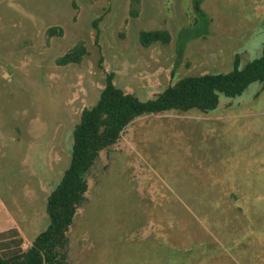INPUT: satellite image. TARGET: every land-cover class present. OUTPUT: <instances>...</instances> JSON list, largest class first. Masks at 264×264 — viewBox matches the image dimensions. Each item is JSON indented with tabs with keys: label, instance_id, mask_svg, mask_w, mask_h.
<instances>
[{
	"label": "rangeland",
	"instance_id": "374dc122",
	"mask_svg": "<svg viewBox=\"0 0 264 264\" xmlns=\"http://www.w3.org/2000/svg\"><path fill=\"white\" fill-rule=\"evenodd\" d=\"M152 30L171 42L143 47ZM76 48L81 62L60 65ZM263 51L264 0H0V200L27 239L47 229L110 74L146 102ZM86 177L66 264H264V86L136 118Z\"/></svg>",
	"mask_w": 264,
	"mask_h": 264
},
{
	"label": "trees",
	"instance_id": "16d2710c",
	"mask_svg": "<svg viewBox=\"0 0 264 264\" xmlns=\"http://www.w3.org/2000/svg\"><path fill=\"white\" fill-rule=\"evenodd\" d=\"M132 14L137 15V10L134 9ZM54 31V28L50 29V35ZM170 42L168 30L140 33V43L146 48L155 43L168 45ZM84 54V48H76L60 60V65L80 63ZM255 82L264 86V51L261 57L243 68L237 58L234 68L227 73L185 77L146 102L116 87L114 76L110 74L97 104L82 112L75 127L70 166L48 197L50 223L47 229L26 251L9 257L0 252V264H66L68 232L89 188L86 176L101 152L115 145L136 118L170 111L208 113L218 107L221 95L240 96Z\"/></svg>",
	"mask_w": 264,
	"mask_h": 264
},
{
	"label": "crops",
	"instance_id": "0c3cea01",
	"mask_svg": "<svg viewBox=\"0 0 264 264\" xmlns=\"http://www.w3.org/2000/svg\"><path fill=\"white\" fill-rule=\"evenodd\" d=\"M34 240L35 238L30 240L25 237L23 229L0 200V252L9 257L25 251L24 247L31 246Z\"/></svg>",
	"mask_w": 264,
	"mask_h": 264
}]
</instances>
